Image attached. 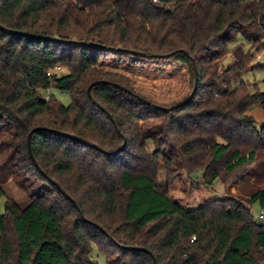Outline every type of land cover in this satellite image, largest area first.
Masks as SVG:
<instances>
[{
  "label": "trees",
  "instance_id": "obj_1",
  "mask_svg": "<svg viewBox=\"0 0 264 264\" xmlns=\"http://www.w3.org/2000/svg\"><path fill=\"white\" fill-rule=\"evenodd\" d=\"M0 25L29 35L0 30V136H8L0 264H97L93 246L105 264H153L146 252L122 246L149 250L157 264H264V224L251 213L253 204L264 210V124L247 115L254 105L264 111V91L242 80L232 86L248 62L237 40L263 48L264 0H0ZM68 40L78 44L61 42ZM89 43L169 57L150 59L157 66L147 69L138 64L148 59ZM229 50L234 62L219 71ZM182 52L197 71L190 99L159 104L137 93L150 78L160 97L169 94L159 67L168 61L193 77ZM56 65L67 71L46 76ZM94 82L91 95L115 126L87 97ZM50 88L66 92L69 104ZM34 128H41L30 136L39 168L87 222L30 161ZM5 164L12 179L34 186L23 207L2 188ZM176 171H199L205 187L251 180L258 187L245 203L216 197L186 208L167 191L165 176Z\"/></svg>",
  "mask_w": 264,
  "mask_h": 264
},
{
  "label": "rangeland",
  "instance_id": "obj_2",
  "mask_svg": "<svg viewBox=\"0 0 264 264\" xmlns=\"http://www.w3.org/2000/svg\"><path fill=\"white\" fill-rule=\"evenodd\" d=\"M242 42V49L248 56V62L246 64V72L241 74L239 78L235 81L234 85L238 84L240 80L244 82L247 86H250V90L254 91H264V45L262 49L258 48V45L252 46L249 43L237 40V44ZM263 42V37L261 39ZM231 51L221 57L217 61L218 69L230 67L234 60L231 56ZM140 67L152 69L156 67L157 64L151 62L150 60H145L138 64ZM165 74L169 77L166 85L168 86L169 94L166 97H160L161 93L155 91L159 86L158 81L155 79L150 80L148 78L149 85H138L137 93L140 94L145 99H149L155 103H166L170 104L175 102L178 99L184 98L188 93H190L193 87V77L188 72V68L185 64L175 63L173 61H168L162 66ZM66 68H61V72H66ZM197 72V71H196ZM140 80H144L142 77H139ZM197 84V82H196ZM48 94H51L55 99L61 102L64 105H68L70 102V97L66 92H61L55 88H50ZM254 121L255 126L259 127L261 124H264V111L260 106L254 105L247 111ZM7 135L0 136V164L6 160L8 156V150L3 145V141L7 140ZM152 149L151 147H149ZM3 173L6 175V182L2 183V188L6 192L7 197L13 199L20 207H23L30 200V195L34 191V186L31 180L23 179L22 181H15L8 174V164L3 166ZM166 178V187L169 195L174 199L179 205L189 208L196 207L200 203L207 201L216 197H233L237 201L245 203L248 194L252 192L256 187L255 182L252 180L246 184H238L232 187L223 186L220 182H215L212 187H205L200 178V172L196 171L191 174L186 173L185 171H176L168 173ZM229 181V180H228ZM255 183V184H252ZM3 198H0V205L2 206ZM260 208L257 204L251 205V213L256 220ZM91 257L97 264H105V258L102 253L98 252L95 247H92Z\"/></svg>",
  "mask_w": 264,
  "mask_h": 264
},
{
  "label": "water",
  "instance_id": "obj_3",
  "mask_svg": "<svg viewBox=\"0 0 264 264\" xmlns=\"http://www.w3.org/2000/svg\"><path fill=\"white\" fill-rule=\"evenodd\" d=\"M0 30H1L2 32L6 33V34H10V35L29 36L28 34H26V33H24V32H21V31H15V30H11V29H7V28H5V27H2L1 25H0ZM33 37H35V36H33ZM61 42L65 43V44H78V42H76V41H70V40H68V41H61ZM88 45H89V46L98 47V48L104 49V50L109 51V52H112V53L128 54V55H131V56H134V57L144 58V59H148V60H150V59H157V58H159V59H161V58H163V59H167V58L169 57V54H168V55H153V54H144V53H142V52L133 51V50H127V49H122V48H106V47L99 46V45H97V44H93V43H89ZM182 53H183V54L187 57V59L189 60V62H190V64H191L192 71H193V80H194V83H193L192 90H191L189 96L187 97V100H188V99H190V98L192 97V95H193V93H194V91H195V88H196L197 72H196V68H195V65H194V61H193V59H192L191 57H189V56L187 55L186 52H182ZM97 83H98V82L91 83V84L87 87V89H86L87 97H88V99L90 100V102H91L93 105H95L98 109H100L103 113L106 114V116L111 120V122H112L113 125L115 126V123H114V121L112 120V118L110 117L109 113H108V112H107V111H106V110H105L100 104H98V103L95 101V99L92 97V95H91V88H92L94 85H96ZM100 83L111 85V86H113V87H115V88H117V89H120V90H122V91L128 93V91H127L125 88L119 86L118 84L110 83V82H107V81H101ZM137 99H138L140 102L144 103V104L150 105V102H148L147 100H144V99L141 98V97H137ZM152 106H153L154 108L159 109V110L164 111V112H168V111H170V110L172 109V107H159V106H155V105H152ZM39 130H41V128H34V129H32V130L28 133L27 138H26L27 153H28V157H29L30 161L32 162L33 166L39 171V173H40V174H41V175H42V176H43V177H44V178H45L50 184H52V185H53V186H54V187H55V188L61 193V195H63L67 200H69V201L71 202V204L73 205V207L76 209L77 213L80 215L81 219H82L83 221L87 222V220H86L85 218H83V216L81 215V212H80L79 208L77 207L75 201H74L73 199H71V198L69 197V195H67V193H66V192H65V191H64V190H63V189H62V188H61V187L55 182V181H53V180H51L49 177H47L46 174H45L44 172H42L41 169L39 168V166H38V164H37V162H36V160H35V158H34L32 152H31V149H30V136H31V134H32L33 132H35V131H39ZM54 132H55L56 134H60V135H62V136H64V137H67V138H69V139H72V140H74V141H77V142H79V143H81V144H83V145H86V146H88V147H93V148H96V149H97V146H95L93 143H91V142H89V141H87V140L81 139V138H79V137H77V136H75V135H71V134L63 133V132H56V131H54ZM256 224H257V225H260V222H257ZM93 225H94L95 227H97L101 233H105V231H104L102 228L98 227V226L95 225V224H93ZM122 248H124V249H126V250H131V251H143V252H146V253L151 257V259H152V263H153V264H157V262H156L155 258L153 257L152 253H151L149 250L145 249V248L130 247V246H126V247H123V246H122Z\"/></svg>",
  "mask_w": 264,
  "mask_h": 264
},
{
  "label": "built area",
  "instance_id": "obj_4",
  "mask_svg": "<svg viewBox=\"0 0 264 264\" xmlns=\"http://www.w3.org/2000/svg\"><path fill=\"white\" fill-rule=\"evenodd\" d=\"M263 42H264V37H263ZM60 72H61V67L56 65L53 68L48 69L46 71L45 75L46 76H51L53 74H57V73H60ZM45 98H47V95L45 96ZM257 221L264 224V210H260V212L258 213Z\"/></svg>",
  "mask_w": 264,
  "mask_h": 264
}]
</instances>
